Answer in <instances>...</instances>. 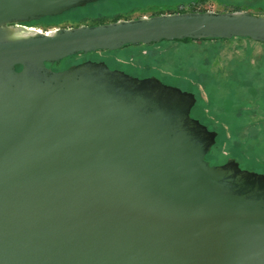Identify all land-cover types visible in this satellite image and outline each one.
<instances>
[{
    "label": "water",
    "instance_id": "obj_1",
    "mask_svg": "<svg viewBox=\"0 0 264 264\" xmlns=\"http://www.w3.org/2000/svg\"><path fill=\"white\" fill-rule=\"evenodd\" d=\"M108 0H0V264H264V174L205 157L196 97L87 60L184 39L264 43L245 11L161 14L50 34L14 25Z\"/></svg>",
    "mask_w": 264,
    "mask_h": 264
},
{
    "label": "rangeland",
    "instance_id": "obj_2",
    "mask_svg": "<svg viewBox=\"0 0 264 264\" xmlns=\"http://www.w3.org/2000/svg\"><path fill=\"white\" fill-rule=\"evenodd\" d=\"M125 1L80 6L21 28L53 32L192 8L218 13L238 9L235 12L264 17V0ZM85 60H104L133 75L154 76L193 93L191 117L218 134L205 160L212 166L233 160L241 169L264 174V43L248 38L160 41L73 56L53 68L64 70Z\"/></svg>",
    "mask_w": 264,
    "mask_h": 264
},
{
    "label": "flooded vegetation",
    "instance_id": "obj_3",
    "mask_svg": "<svg viewBox=\"0 0 264 264\" xmlns=\"http://www.w3.org/2000/svg\"><path fill=\"white\" fill-rule=\"evenodd\" d=\"M110 1H112V0H108L107 2H110ZM114 1H117V0H113V2ZM125 1V0H124ZM141 2V0H126L125 2H127V3H134V2ZM95 4H99V2L98 3H95ZM92 4H89V6H91ZM92 6H94V5H92ZM187 12H194V11H187ZM186 12V13H187ZM177 13H184V12H177ZM170 14H175V13H170ZM156 15H161V14H152V15H149V16H147V15H142V16H139V17H135V18H132V19H129V20H134V19H138V18H143V17H152V16H156ZM110 23H112V22H110ZM22 24H19V25H14V27H16V28H18V27H22L21 26ZM127 46V45H126ZM98 52V51H97ZM95 53V52H94ZM90 54V53H89ZM78 55H84V54H78ZM87 55V54H86ZM77 56V55H76ZM85 61H87V60H85ZM91 61H96V62H104L110 69H118V70H121V71H124L125 73H127V74H129V75H131V76H134V77H138V78H147V77H154V76H136V75H133L132 73H130V72H128L127 70H125V69H120V68H116V67H114V66H111L108 62H106V61H104V60H91ZM82 62H84V61H82ZM58 63H60V62H58ZM78 63H81V62H77V63H75V64H78ZM57 64V63H56ZM56 64H53V65H51V66H49L52 70H54V71H59V70H55L53 67L56 65ZM74 64V65H75ZM69 68V67H68ZM65 69H67V68H65ZM155 78H157V77H155ZM159 79V78H158ZM160 80V79H159ZM162 81V80H161Z\"/></svg>",
    "mask_w": 264,
    "mask_h": 264
},
{
    "label": "bare ground",
    "instance_id": "obj_4",
    "mask_svg": "<svg viewBox=\"0 0 264 264\" xmlns=\"http://www.w3.org/2000/svg\"><path fill=\"white\" fill-rule=\"evenodd\" d=\"M17 31H19V33H41V31H39L37 29H25V28H21V27H18Z\"/></svg>",
    "mask_w": 264,
    "mask_h": 264
},
{
    "label": "trees",
    "instance_id": "obj_5",
    "mask_svg": "<svg viewBox=\"0 0 264 264\" xmlns=\"http://www.w3.org/2000/svg\"><path fill=\"white\" fill-rule=\"evenodd\" d=\"M191 5L193 7L195 5V3L194 4H191ZM190 11H194V12H205V11H198L196 8H192ZM235 11H238V9H236V10L234 9L231 12H235ZM184 40H186V39H184ZM188 40H191V39H188ZM219 40H224V39H219Z\"/></svg>",
    "mask_w": 264,
    "mask_h": 264
},
{
    "label": "built area",
    "instance_id": "obj_6",
    "mask_svg": "<svg viewBox=\"0 0 264 264\" xmlns=\"http://www.w3.org/2000/svg\"><path fill=\"white\" fill-rule=\"evenodd\" d=\"M39 31H41V30H39ZM41 33H44V34H49V33H50V31H41Z\"/></svg>",
    "mask_w": 264,
    "mask_h": 264
}]
</instances>
